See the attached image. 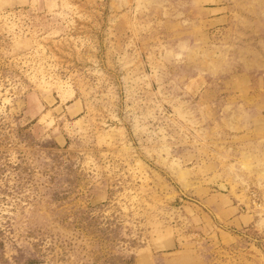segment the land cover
I'll return each mask as SVG.
<instances>
[{
    "label": "rangeland",
    "instance_id": "1",
    "mask_svg": "<svg viewBox=\"0 0 264 264\" xmlns=\"http://www.w3.org/2000/svg\"><path fill=\"white\" fill-rule=\"evenodd\" d=\"M0 264H264V0H0Z\"/></svg>",
    "mask_w": 264,
    "mask_h": 264
},
{
    "label": "crops",
    "instance_id": "2",
    "mask_svg": "<svg viewBox=\"0 0 264 264\" xmlns=\"http://www.w3.org/2000/svg\"><path fill=\"white\" fill-rule=\"evenodd\" d=\"M207 202L213 207L218 217L223 222L235 226H241L246 218L244 213L240 212V208L235 204L231 197L224 192L208 193Z\"/></svg>",
    "mask_w": 264,
    "mask_h": 264
}]
</instances>
